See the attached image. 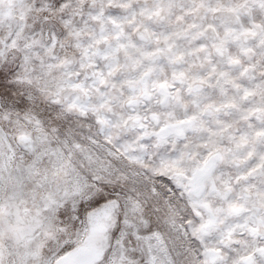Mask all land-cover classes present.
<instances>
[{"label":"rangeland","instance_id":"1","mask_svg":"<svg viewBox=\"0 0 264 264\" xmlns=\"http://www.w3.org/2000/svg\"><path fill=\"white\" fill-rule=\"evenodd\" d=\"M150 62L177 101L133 106ZM221 150L206 208L186 177ZM252 203L264 222V0H0L1 264L100 245L94 264H264V231L228 210Z\"/></svg>","mask_w":264,"mask_h":264},{"label":"bare ground","instance_id":"2","mask_svg":"<svg viewBox=\"0 0 264 264\" xmlns=\"http://www.w3.org/2000/svg\"><path fill=\"white\" fill-rule=\"evenodd\" d=\"M224 53H221L220 56L222 58L228 59L227 51L225 46L222 47ZM223 58V59H224ZM149 71L147 75H144V72L139 74L137 78H135L130 83L134 84V90L131 92L132 96L129 98L130 101H132L133 106L156 101L160 102L162 105L167 106L173 101H177L179 98V92L177 87H171L170 82L165 81L162 84H157V81L155 80L153 73L157 70L158 64L154 62H150L149 64ZM146 73V72H145ZM182 78V77H181ZM200 83L201 81L195 80L188 85ZM147 104V103H146ZM151 117L154 119H158V115L155 112H151ZM134 116H139L138 113H135ZM198 119L197 116L194 115H188L183 116L182 118L178 119H166L165 122L161 123L156 128V134L159 139H166L168 137H174V136H182L185 135L186 130L188 127H195L198 126ZM224 155L223 150L219 151L215 155H208L206 158L197 161V163L191 167V171L189 172V175L186 177V188L187 193L189 192L190 196L192 197L193 201L200 202L204 207L210 208V204L207 200L202 198L203 193L207 189L214 188V176H215V169L217 162L220 158H222ZM182 173V172H180ZM184 173V172H183ZM176 175V173L174 174ZM185 175V173H184ZM180 176V174H179ZM176 178V177H175ZM181 178V177H180ZM181 182V181H180ZM179 179H178V183ZM184 182V181H183ZM181 184V183H180ZM185 187V186H184ZM217 189V187H216ZM222 192V191H221ZM194 201V202H195ZM196 203V202H195ZM194 203V204H195ZM108 208V207H107ZM103 206H101V209L94 212V215L101 214L103 212H109V210ZM197 208V207H196ZM229 212H245L252 216L253 223L249 226V230L253 233L264 231V222H262L261 218L259 217V208L255 204H249V205H232L228 208ZM207 223L205 224V230L208 229L211 224L212 220H207ZM106 222H96L93 224L95 227V230L103 231L106 227ZM203 224V223H202ZM262 228V229H261ZM102 246V247H100ZM100 248H97V250L93 252H89L90 249L84 250V247H76L72 250L68 251L65 255L61 256L59 260L56 262V264H94L101 256L103 245H100ZM90 247V245H88ZM249 254V253H248ZM218 256V251L215 249H210L208 251V259L214 260ZM244 257V256H243ZM247 260L251 258V255H246ZM1 264V261H0Z\"/></svg>","mask_w":264,"mask_h":264},{"label":"snow or ice","instance_id":"3","mask_svg":"<svg viewBox=\"0 0 264 264\" xmlns=\"http://www.w3.org/2000/svg\"><path fill=\"white\" fill-rule=\"evenodd\" d=\"M90 206H95V202L94 201H88Z\"/></svg>","mask_w":264,"mask_h":264}]
</instances>
